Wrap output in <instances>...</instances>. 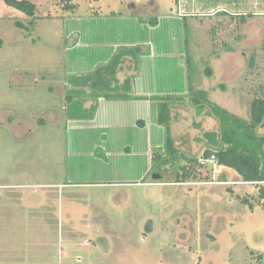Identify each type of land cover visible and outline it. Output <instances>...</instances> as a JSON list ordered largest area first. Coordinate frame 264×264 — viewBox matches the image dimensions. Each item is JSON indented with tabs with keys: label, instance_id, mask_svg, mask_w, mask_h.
I'll use <instances>...</instances> for the list:
<instances>
[{
	"label": "rangeland",
	"instance_id": "obj_1",
	"mask_svg": "<svg viewBox=\"0 0 264 264\" xmlns=\"http://www.w3.org/2000/svg\"><path fill=\"white\" fill-rule=\"evenodd\" d=\"M30 1L38 8L34 25L0 0V98H6L0 107L23 119L19 120L22 126L17 122L9 132L0 128V264H200L203 259L219 264H261L262 185L242 182L240 177L221 186L210 182L157 187L158 200L147 188L134 187V204L124 211L111 204L113 189L84 188L79 190L85 200L78 206L80 211L76 208L74 212L78 217L74 223L61 219L58 199H41L42 190L35 185L43 181L58 184L65 175L67 136L65 127L52 115L56 110L64 111L69 79L66 48L71 42L66 19L73 14L62 9V0ZM127 1L73 0L82 16L92 8L121 12L127 9ZM161 1L165 12L174 8L177 13L182 5L186 14L192 15L184 23L192 80L208 90L211 102L250 120L252 101L264 93V16L257 12L264 7V0H251L254 13L243 16L247 24L234 17L238 14L232 10L228 13L235 0ZM237 5L240 8L239 0ZM218 6L225 9L216 13ZM252 57L254 67L249 65ZM205 68L217 71V75L208 77ZM232 74L238 76L236 94L230 86ZM223 85L230 95L221 91ZM231 95L241 96V109L230 106ZM43 114L42 135L36 130L26 144L13 138H24L26 129H36L37 117ZM182 126L181 130L197 134L204 130L193 120ZM170 127V135L180 129ZM161 164L158 160L157 167ZM157 172H164L163 166ZM88 225H101L105 232L115 227L118 236L113 241L106 235L97 237V231H85ZM75 226L79 237L74 234ZM214 227L224 234L215 235Z\"/></svg>",
	"mask_w": 264,
	"mask_h": 264
},
{
	"label": "crops",
	"instance_id": "obj_2",
	"mask_svg": "<svg viewBox=\"0 0 264 264\" xmlns=\"http://www.w3.org/2000/svg\"><path fill=\"white\" fill-rule=\"evenodd\" d=\"M152 2L155 3L152 5ZM241 2H244V6ZM126 5V10L110 13L92 8L85 16L79 15L82 12L78 8L75 15L66 19L68 38L71 41L66 48L65 67L68 77L94 72L99 66L110 63L120 48L141 47L145 52L140 57L138 68L134 60L126 59L118 73L120 82L127 78L133 80L132 95L112 99L101 97L92 119H68L66 97L69 87L67 82L65 83L67 93L63 98L65 99L64 111L60 110L58 113L56 110V113L52 115L65 127L67 136L64 179L58 184L43 181L44 183L35 186L42 190L40 197L44 202L58 199L61 219L69 222L78 218L74 212L85 200L79 191L84 188L113 189L111 204L124 211L129 205L134 204L132 192L134 187L147 188L148 193L153 194L155 200H158L156 197L160 191L157 187L184 186L173 183L175 173L171 165H163L162 173L154 172L157 166L154 160L156 154L167 155L168 131L158 120L160 98H182L172 104L170 124L180 129L176 131V134L170 135L171 127L169 128V135L179 154L200 158L207 150L221 144L220 122L208 113L207 108L199 109L191 102L190 86L196 91L206 89L192 80L190 74L188 41L184 23L187 17L192 15L186 14V9H183L182 5L179 6L177 13L174 8L172 12H165L161 0H129ZM237 6V0H235L228 13L232 10L233 13L238 14L233 15L234 17L239 16V19L247 24V17L243 18V16L254 13L252 1L239 0L240 8ZM223 9H225L224 6H218L216 13H220ZM257 12L264 16V7L262 6ZM153 17L159 20L156 27L151 26L148 21ZM232 53L234 54V51ZM216 75L217 71L213 70V76ZM236 76L232 74L230 84L231 87L234 86L235 94L238 89L235 85L238 82V76ZM224 86L226 88V85ZM221 91L228 95L231 92L230 90ZM3 99L6 100V98H0V101L3 102ZM228 102L231 107L241 109V96L232 97L231 95ZM92 105V100H87L85 103L86 108ZM2 109L3 107H0V128L3 126L9 132L17 122L18 125H23L19 121L23 120L22 116L15 118L8 114L7 110L2 111ZM37 120H39V126H35L37 128L34 129L31 124L33 127L26 129L23 134L26 137L19 139L13 136V138L16 141L24 140L26 144L36 130L42 135L46 116L44 114L38 116ZM190 120H193L195 124H202L204 130L199 134L185 128L181 130L182 125ZM258 134L264 136V123L258 128ZM154 174H160L162 179L154 180L152 178ZM213 175L214 181H217L210 183L213 186L221 181L232 183L233 179L240 177L233 169L222 166L217 167ZM228 191L233 190L228 187ZM161 200H164L162 194ZM94 209V211L99 210ZM78 210L80 211V208ZM81 217L84 219L85 216ZM74 230V234L79 237L77 226ZM85 231L93 234L97 231V237L106 235L111 241L114 240L115 235L118 236V230L115 227L105 232L101 225L98 227L88 225ZM148 240L146 236L145 242ZM64 252L65 249L61 253L62 257ZM108 254L109 252L105 251V255Z\"/></svg>",
	"mask_w": 264,
	"mask_h": 264
},
{
	"label": "trees",
	"instance_id": "obj_3",
	"mask_svg": "<svg viewBox=\"0 0 264 264\" xmlns=\"http://www.w3.org/2000/svg\"><path fill=\"white\" fill-rule=\"evenodd\" d=\"M6 4L30 18L34 25L37 19V6L28 0H5ZM62 9L77 13L79 5L73 0H62ZM145 22L144 19H141ZM151 26L158 25V18H150ZM1 45V41H0ZM227 50H233L227 48ZM145 54L141 47L120 48L110 63L99 66L94 72L84 75H73L68 79V95L66 97L67 117L69 120L92 119L97 110V103L101 97L125 98L132 95L133 80L131 78L120 82L118 73L126 61L132 59L138 68L140 57ZM249 65L255 66V57L250 59ZM205 74L213 76V70L207 68ZM226 90L225 86H221ZM191 102L196 107L207 108L208 113L220 122V146L207 150L200 158L179 154L173 139L169 135L172 120V104L182 98L167 97L158 100V120L168 131L166 140L167 155L156 154L154 160L163 165H171L175 178L173 183H210L214 181L216 166L227 167L236 171L241 181L257 183L260 188L261 199L264 200V136L258 134V128L264 123V93L254 98L251 104V118L249 121L238 118L229 111L221 108L209 100L206 91H196L190 86ZM87 100H92L90 108L85 107ZM215 156L216 160L210 159ZM201 159L206 160L202 163ZM160 166V167H161ZM177 166V167H176ZM157 167L154 172L157 171ZM248 203V200H243ZM264 206V205H263Z\"/></svg>",
	"mask_w": 264,
	"mask_h": 264
},
{
	"label": "flooded vegetation",
	"instance_id": "obj_4",
	"mask_svg": "<svg viewBox=\"0 0 264 264\" xmlns=\"http://www.w3.org/2000/svg\"><path fill=\"white\" fill-rule=\"evenodd\" d=\"M28 1H30V0H28ZM6 3V2H5ZM155 3V2H154ZM153 2L151 3L152 5L154 4ZM141 7L143 6V5H140ZM218 185H225V183H223L222 181L221 182H218ZM220 227V226H219ZM215 228V227H214ZM213 232H214V234L215 235H218V236H220V235H222V234H224V230H216V228L215 229H213ZM182 233H184V232H182ZM232 235V230H230V229H228V235ZM180 235H182V234H180ZM182 237V236H181ZM183 240L186 238V235H184L183 237ZM258 243L261 245V247L260 248H258L259 250L260 249H262L263 247H264V240L262 241H258ZM263 244V245H262ZM177 245V244H176ZM225 248H228L229 249V246H227V247H225ZM250 248V247H249ZM248 249V248H247ZM247 251H249V252H256L257 250H253V249H248ZM259 260H260V262H261V264H262V262H264L262 259H263V255H260L259 257ZM200 264H219V263H215V262H213L212 260H208V259H203V260H201L200 261Z\"/></svg>",
	"mask_w": 264,
	"mask_h": 264
},
{
	"label": "water",
	"instance_id": "obj_5",
	"mask_svg": "<svg viewBox=\"0 0 264 264\" xmlns=\"http://www.w3.org/2000/svg\"><path fill=\"white\" fill-rule=\"evenodd\" d=\"M154 180H161L162 176L160 174H154L152 177Z\"/></svg>",
	"mask_w": 264,
	"mask_h": 264
},
{
	"label": "built area",
	"instance_id": "obj_6",
	"mask_svg": "<svg viewBox=\"0 0 264 264\" xmlns=\"http://www.w3.org/2000/svg\"><path fill=\"white\" fill-rule=\"evenodd\" d=\"M215 160H216L215 156H212L210 159L211 162H214ZM201 162L204 163V162H206V160L201 159Z\"/></svg>",
	"mask_w": 264,
	"mask_h": 264
}]
</instances>
